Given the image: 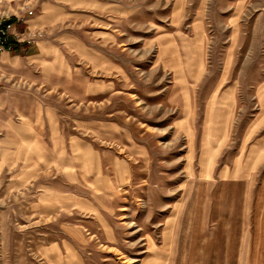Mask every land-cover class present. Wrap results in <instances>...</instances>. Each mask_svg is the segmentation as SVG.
I'll use <instances>...</instances> for the list:
<instances>
[{"label": "rangeland", "instance_id": "obj_1", "mask_svg": "<svg viewBox=\"0 0 264 264\" xmlns=\"http://www.w3.org/2000/svg\"><path fill=\"white\" fill-rule=\"evenodd\" d=\"M50 1L4 49L0 264H264V0Z\"/></svg>", "mask_w": 264, "mask_h": 264}, {"label": "crops", "instance_id": "obj_2", "mask_svg": "<svg viewBox=\"0 0 264 264\" xmlns=\"http://www.w3.org/2000/svg\"><path fill=\"white\" fill-rule=\"evenodd\" d=\"M59 8L57 3H53L50 0H42L37 3L34 13L24 20V24L17 25V29L40 30L41 28L49 27L54 23L55 15L60 12ZM32 45H28L31 51L25 55L28 61L35 57ZM9 52L7 50L0 51V74H9L11 71L25 74L29 67L21 60V54L11 55Z\"/></svg>", "mask_w": 264, "mask_h": 264}, {"label": "built area", "instance_id": "obj_3", "mask_svg": "<svg viewBox=\"0 0 264 264\" xmlns=\"http://www.w3.org/2000/svg\"><path fill=\"white\" fill-rule=\"evenodd\" d=\"M38 1L39 0H0V8L4 10L0 12V51L10 49L12 44H17L26 40V38L22 36L25 34L16 31L10 36V30L15 27L17 22H20L19 20L23 21L25 17L33 14ZM6 3L9 4V7H1ZM11 16L15 18L12 20V18H10Z\"/></svg>", "mask_w": 264, "mask_h": 264}]
</instances>
